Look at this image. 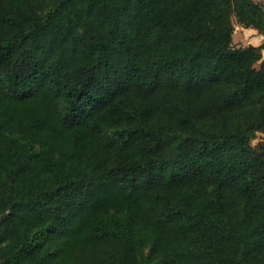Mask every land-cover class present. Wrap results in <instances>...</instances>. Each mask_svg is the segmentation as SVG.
Segmentation results:
<instances>
[{"label": "trees", "instance_id": "1", "mask_svg": "<svg viewBox=\"0 0 264 264\" xmlns=\"http://www.w3.org/2000/svg\"><path fill=\"white\" fill-rule=\"evenodd\" d=\"M236 23L264 0H0V264H264Z\"/></svg>", "mask_w": 264, "mask_h": 264}, {"label": "crops", "instance_id": "2", "mask_svg": "<svg viewBox=\"0 0 264 264\" xmlns=\"http://www.w3.org/2000/svg\"><path fill=\"white\" fill-rule=\"evenodd\" d=\"M236 28L237 29H242V31H240V33L244 37L243 41H245L244 45H238V46L245 47V46H248L250 44L258 46V45H261L264 42V36L259 34L256 29H254V28H245V27L241 26L238 23H236ZM235 32H234V35H233L234 44L237 43V40L235 39ZM249 35L252 36V40L250 42L247 39V37ZM263 59H264V50H263Z\"/></svg>", "mask_w": 264, "mask_h": 264}, {"label": "rangeland", "instance_id": "3", "mask_svg": "<svg viewBox=\"0 0 264 264\" xmlns=\"http://www.w3.org/2000/svg\"><path fill=\"white\" fill-rule=\"evenodd\" d=\"M235 39L237 40V43L235 44L236 46L238 45H244L245 41H243V35L240 33V31H242V29H237L235 27ZM247 39L249 40V42L252 40V36L249 35L247 37ZM264 138V133H261V134H258L257 137L252 141V144L253 145H256L261 139ZM149 247L143 249L141 252H140V255H141V258H145L148 253H149Z\"/></svg>", "mask_w": 264, "mask_h": 264}]
</instances>
